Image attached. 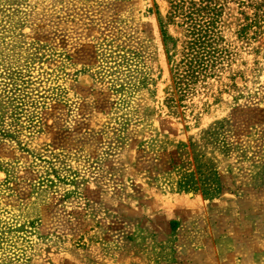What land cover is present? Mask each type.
<instances>
[{
    "label": "rangeland",
    "instance_id": "374dc122",
    "mask_svg": "<svg viewBox=\"0 0 264 264\" xmlns=\"http://www.w3.org/2000/svg\"><path fill=\"white\" fill-rule=\"evenodd\" d=\"M211 1L181 95L168 0H0V264H264V0ZM191 139L217 198L174 191Z\"/></svg>",
    "mask_w": 264,
    "mask_h": 264
},
{
    "label": "trees",
    "instance_id": "16d2710c",
    "mask_svg": "<svg viewBox=\"0 0 264 264\" xmlns=\"http://www.w3.org/2000/svg\"><path fill=\"white\" fill-rule=\"evenodd\" d=\"M171 5L169 21L179 19L181 28L185 27V40L182 50L178 49L179 39H174L167 32V26L157 12L159 26L170 65L173 84L177 92L186 95L200 81L215 75L221 58L218 50L220 35L217 32L218 8L211 0H168ZM213 15V16H212ZM180 59L177 60V56ZM210 131H204V136ZM197 142L190 140L189 146L179 144L182 158L173 167L178 173L176 193L202 195L205 199H214L222 193V180L218 169L211 165V160L204 161L196 149ZM189 147L190 154L185 152ZM190 157L191 161H190Z\"/></svg>",
    "mask_w": 264,
    "mask_h": 264
}]
</instances>
